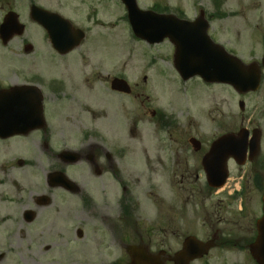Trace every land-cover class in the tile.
Here are the masks:
<instances>
[{
	"label": "flooded vegetation",
	"instance_id": "obj_1",
	"mask_svg": "<svg viewBox=\"0 0 264 264\" xmlns=\"http://www.w3.org/2000/svg\"><path fill=\"white\" fill-rule=\"evenodd\" d=\"M100 1L104 8L105 0ZM112 1L125 10L121 0ZM136 2L141 9L189 21L185 30L194 37L205 30L247 68L259 71L258 87L244 92L225 82L213 83L220 104L218 114L206 113V129L185 141L181 131L167 133L168 143L153 160L163 166L169 188L179 186L174 196L180 205L176 209L169 204L165 226L152 227L151 207L142 205L143 197L150 198L145 149L143 166L134 171L124 161L131 152L109 146L98 124L86 134L81 129L75 146L67 145L69 129H79L80 110L95 107L93 100L80 98L73 66L66 60L81 44L62 53L34 19L33 7L54 14L50 25L63 34L64 48L73 41L72 31L82 28L72 18L70 2L0 0V145L29 138L31 146L15 152L14 159L0 158V187L5 186L1 195L9 193V176L17 182L16 170L24 176L23 167H31L35 178L28 182L24 176L33 202L17 221L28 240L27 256L15 264H261L264 242L257 245V240L264 218V0ZM89 76L82 84L88 91ZM114 76L124 77L108 76L107 85ZM111 91L130 96L132 89ZM224 174V183L217 186ZM61 175L73 184L59 186ZM40 183L43 192L33 194ZM57 189L73 203L70 208L80 204L91 224L97 222L91 235L76 229L74 239L61 237L64 211L54 198ZM75 211H68L73 219ZM0 233L1 242L3 229ZM0 264L14 263L0 252Z\"/></svg>",
	"mask_w": 264,
	"mask_h": 264
},
{
	"label": "rangeland",
	"instance_id": "obj_2",
	"mask_svg": "<svg viewBox=\"0 0 264 264\" xmlns=\"http://www.w3.org/2000/svg\"><path fill=\"white\" fill-rule=\"evenodd\" d=\"M68 1L73 13L72 18L87 33L75 54L71 53L66 60L73 66L71 69L73 81L80 98L82 100L86 98L88 102L91 99L96 105L92 103L95 107L93 111L90 110L91 112L80 110L78 115L81 122L77 125L79 129H69L67 145L75 146L76 137L81 129L86 134L91 125L98 124L102 137L110 141L109 146L116 147L118 151L131 152L124 161L134 171L143 166L140 156L141 151L145 149L150 198L143 197L142 205L151 207L152 227H164L163 214L167 211L168 205H177L176 209H179L180 200L174 195L178 194L175 189L179 193L180 190L179 186L169 188L163 166L153 159L162 153L161 147L168 143L166 135L169 131H181V140L185 141L189 134L201 133L206 129V113L218 114L219 89L215 85L207 87L198 77L183 81L174 68L173 49L169 40L154 45L137 40L127 22L124 8L115 7L112 0H105L104 8L100 0ZM148 1L138 0V4L142 6ZM176 1L170 0L171 5ZM99 18L102 19V23L98 22ZM231 44L238 47L233 40ZM82 68L86 70L85 73H80ZM116 73L124 75L128 80L132 89L130 96L116 94L106 84L105 79ZM86 76H89V85L92 86L89 90L90 95L82 86ZM227 97L230 98V95ZM49 109L52 110V104L49 105ZM160 113L165 121L170 122L168 126L159 125ZM29 142V138L24 140L15 138L0 145V158L14 159L15 152L31 148ZM25 167L22 169L25 171L24 176L28 182H34L32 168ZM79 168L80 165H77L76 169ZM14 176L17 182L14 183L9 176V193L5 195L6 197L1 195L5 186L0 187L2 222L0 229L4 232L0 252H4L6 258L15 264L23 263L22 258L27 256L25 246L28 240V234L24 233L21 226L19 229L17 221L21 210L26 206L32 207L33 201L23 174L16 170ZM41 189L42 183L39 190L33 194L43 192ZM54 198L59 209L64 211L60 219L62 238L74 239L76 229L83 230L84 235L92 234L97 222L91 224L94 222L87 216L85 208H80V204L73 206L76 209V218L73 219L68 212L73 209L70 208L73 203L64 198L59 189L54 193ZM210 202L211 200L208 203Z\"/></svg>",
	"mask_w": 264,
	"mask_h": 264
},
{
	"label": "water",
	"instance_id": "obj_3",
	"mask_svg": "<svg viewBox=\"0 0 264 264\" xmlns=\"http://www.w3.org/2000/svg\"><path fill=\"white\" fill-rule=\"evenodd\" d=\"M124 3L128 8V18H130L131 28L136 36L141 39H146L150 43L162 41L165 37L171 39L175 46L173 57L174 65L183 79H188L193 75H199L205 81H224L242 91L255 88L258 81L256 79L258 74L257 69L251 71L237 58L228 56L224 49L216 47L215 45L208 43L209 46L214 47L217 51L209 52L208 49L202 50L199 44L194 42L183 31V27L180 25L183 22L177 21L172 16L140 11L136 6L135 0H124ZM76 31L75 44L79 43V39L83 37L81 31ZM204 36L206 37L205 33ZM192 49H195L194 53ZM111 85L113 89L129 91L128 84L117 78L112 80ZM61 176L59 186L69 187L73 184L66 176ZM259 223L260 236L257 240V245L262 244L263 241L262 229L264 218ZM259 262L264 264V259H260Z\"/></svg>",
	"mask_w": 264,
	"mask_h": 264
}]
</instances>
